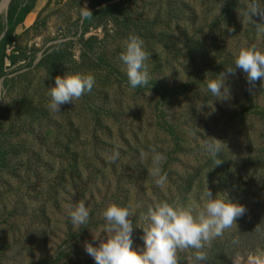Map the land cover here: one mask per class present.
I'll use <instances>...</instances> for the list:
<instances>
[{
	"label": "rangeland",
	"instance_id": "374dc122",
	"mask_svg": "<svg viewBox=\"0 0 264 264\" xmlns=\"http://www.w3.org/2000/svg\"><path fill=\"white\" fill-rule=\"evenodd\" d=\"M11 1L0 16L6 17ZM93 1L36 0L17 27L18 45L36 59L7 68L14 70L9 87L0 77V145L11 149L0 177V264H94L83 245L106 238L102 212L112 204L129 207L136 248L143 247L149 208L167 202L196 216L207 186L213 197L242 204L246 218L264 208V116L247 111L264 107V81L249 82L235 69L226 76L232 93L227 102L213 100L205 89L233 66L237 49L264 51L258 31L264 17L247 14L253 5L264 7V0H118L121 6L110 16L92 19L85 39H98L86 44L79 11ZM132 34L150 54L149 87L185 86L163 104L177 141L156 124L160 97L128 85L119 55ZM58 44L66 56L58 75L91 74L95 85L52 113L47 93L57 75L38 63ZM83 46L91 48L92 59L82 57ZM206 141L220 143V153L212 156ZM152 149L166 157L162 188L148 172ZM114 150L120 155L112 162ZM79 203L90 212L86 225L68 217L69 206ZM238 219L205 248L224 241ZM192 250H178L177 261H189ZM235 263L264 264V257L238 256Z\"/></svg>",
	"mask_w": 264,
	"mask_h": 264
},
{
	"label": "clouds",
	"instance_id": "9594fccd",
	"mask_svg": "<svg viewBox=\"0 0 264 264\" xmlns=\"http://www.w3.org/2000/svg\"><path fill=\"white\" fill-rule=\"evenodd\" d=\"M259 14L264 17V7L253 5L247 9V14ZM81 22L92 18L91 10L85 5L79 11ZM264 33V28L258 29ZM150 54L145 50L143 40L137 35H129L124 43L123 51L119 55L120 61L126 69L127 82L130 88H142L149 83L147 61ZM235 69H240L246 74L249 82L264 81V51L256 48L242 47L233 52V66L227 67L225 73L218 78L207 82L205 89L211 94L213 100L227 102L231 98V88L226 81V76L234 75ZM95 85V78L91 74L64 73L57 75L54 84L49 87L47 96V109L58 113L61 105L74 104L86 92H90ZM214 111L213 105L209 106ZM197 107V109H199ZM211 114V112L209 113ZM216 141H220L217 140ZM204 148L216 156L221 151V144L206 141ZM152 167L148 169L149 175L154 179L157 187H163L167 181L166 174H162L161 164L166 157L152 149ZM119 151L110 154V160L115 162L119 158ZM141 153V158H144ZM221 160H216L219 164ZM202 211L194 216L190 211L183 210L167 202L156 204L148 209L143 219L146 226L141 227L143 235L142 248L133 247V224L129 219V207L109 205L102 216L106 222L103 229L104 239L98 245L85 242V253L90 256L94 264H178V250L193 249L188 264H200L206 261L203 251L205 245L223 234L224 230L231 227L233 222L242 216L246 209L242 204L232 201L227 197L212 196L208 186L202 196ZM68 217L74 225H86L90 212L83 203L69 206ZM101 232L93 235L98 238Z\"/></svg>",
	"mask_w": 264,
	"mask_h": 264
},
{
	"label": "trees",
	"instance_id": "16d2710c",
	"mask_svg": "<svg viewBox=\"0 0 264 264\" xmlns=\"http://www.w3.org/2000/svg\"><path fill=\"white\" fill-rule=\"evenodd\" d=\"M35 2L36 0H12L9 4L6 17L0 16V77L4 78L5 88L9 87L10 83L14 80V78L10 77V74L14 70L8 72L6 71L8 67H11L17 61H27V59H29L28 64L32 65L36 59V53L32 56L27 55L26 50L18 45L16 34L17 27L25 22L27 16L32 12ZM120 6L121 2L118 0L93 1L90 6L93 16L91 19L83 21L86 29L81 35V40L89 44L90 41L98 39L94 36L85 39V34L88 31L92 19L97 16L108 17L110 16V10L118 9ZM112 20L114 19L112 18ZM59 46L60 44L53 45L49 48L38 63V66H43L49 71L50 76H56L60 73V63H63L61 61L66 57L59 52ZM87 49V47L83 46L82 57L85 60L87 58L90 60L93 58L92 50L90 48V52H88ZM7 60L11 62L9 66L7 65ZM147 89L152 90L160 97L156 109L157 126L171 134L177 141L178 137L174 131V127L166 122L163 104L168 98L177 96L183 92L185 86L167 89L154 84L153 87L147 85L142 88H136L140 92ZM247 111H254L264 116V107L257 108L250 106L247 108ZM10 150V148H6L3 144L0 145V177L8 166L7 162ZM238 221L236 230H233L224 241L215 242L212 244V247L203 249L207 259L206 261L200 262V264H236L235 258L238 256L244 259L250 256L264 257V208L262 211L255 212L249 218L240 216ZM193 252L194 250H192L190 257ZM188 262L187 257L178 260V264H188Z\"/></svg>",
	"mask_w": 264,
	"mask_h": 264
},
{
	"label": "bare ground",
	"instance_id": "6f19581e",
	"mask_svg": "<svg viewBox=\"0 0 264 264\" xmlns=\"http://www.w3.org/2000/svg\"><path fill=\"white\" fill-rule=\"evenodd\" d=\"M8 2H9V0H3L2 1L1 7H0V12H3L6 9Z\"/></svg>",
	"mask_w": 264,
	"mask_h": 264
}]
</instances>
